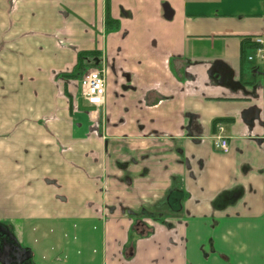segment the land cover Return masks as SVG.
Returning a JSON list of instances; mask_svg holds the SVG:
<instances>
[{
  "label": "crops",
  "instance_id": "0c3cea01",
  "mask_svg": "<svg viewBox=\"0 0 264 264\" xmlns=\"http://www.w3.org/2000/svg\"><path fill=\"white\" fill-rule=\"evenodd\" d=\"M263 33L264 0H0V264H264Z\"/></svg>",
  "mask_w": 264,
  "mask_h": 264
},
{
  "label": "built area",
  "instance_id": "2783aa9c",
  "mask_svg": "<svg viewBox=\"0 0 264 264\" xmlns=\"http://www.w3.org/2000/svg\"><path fill=\"white\" fill-rule=\"evenodd\" d=\"M252 44L251 53L246 56L248 62H258L264 68V33L249 38ZM82 97L90 104L99 106L105 94V77L102 70L94 69L85 72L80 79ZM216 133L212 135L213 147L220 153H228V139L223 135V125L215 124Z\"/></svg>",
  "mask_w": 264,
  "mask_h": 264
},
{
  "label": "trees",
  "instance_id": "16d2710c",
  "mask_svg": "<svg viewBox=\"0 0 264 264\" xmlns=\"http://www.w3.org/2000/svg\"><path fill=\"white\" fill-rule=\"evenodd\" d=\"M243 50H245L246 48H251L252 47V44L249 42V39L248 40H244L243 41ZM81 59H82V57H79V64H78V66H77V68L79 67V69L82 67V65H81ZM67 76H69V77H75V76H77V75H72V74H70V75H67Z\"/></svg>",
  "mask_w": 264,
  "mask_h": 264
},
{
  "label": "rangeland",
  "instance_id": "374dc122",
  "mask_svg": "<svg viewBox=\"0 0 264 264\" xmlns=\"http://www.w3.org/2000/svg\"><path fill=\"white\" fill-rule=\"evenodd\" d=\"M96 233V236L98 235L99 236V233L98 232H95ZM95 238V237H94ZM97 238V237H96ZM96 240V239H95Z\"/></svg>",
  "mask_w": 264,
  "mask_h": 264
},
{
  "label": "flooded vegetation",
  "instance_id": "af4514ba",
  "mask_svg": "<svg viewBox=\"0 0 264 264\" xmlns=\"http://www.w3.org/2000/svg\"><path fill=\"white\" fill-rule=\"evenodd\" d=\"M2 234V233H1Z\"/></svg>",
  "mask_w": 264,
  "mask_h": 264
}]
</instances>
